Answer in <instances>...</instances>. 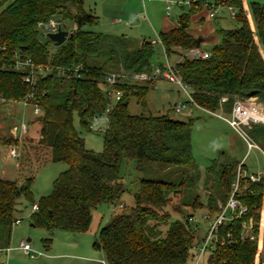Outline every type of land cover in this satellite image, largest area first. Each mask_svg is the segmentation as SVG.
Masks as SVG:
<instances>
[{
  "label": "trees",
  "instance_id": "trees-1",
  "mask_svg": "<svg viewBox=\"0 0 264 264\" xmlns=\"http://www.w3.org/2000/svg\"><path fill=\"white\" fill-rule=\"evenodd\" d=\"M203 4L204 0L193 3L189 12L180 14L176 28L160 34L166 56H182L175 63V70L205 110L232 111L237 100L248 99L252 92L253 97L264 103V3L250 5L253 25L245 13L243 0H226L227 5L238 9L234 19L238 25L217 29L222 41L209 50L211 55L207 59L178 51L200 47L188 30L191 16L202 10ZM53 17L78 24V29L51 52L53 42L41 34L38 23ZM97 20L87 11L85 0H0V99L20 102L34 92L43 112L32 120L35 130L25 138L23 154L30 150L46 151L51 161L68 165L55 180L52 192L36 202L38 210L31 214L32 225L51 232L89 231L93 213L100 206L121 204L127 191L121 175L126 160H135L139 166L153 163L171 169L176 176L182 174L181 167H189L195 173L184 174L178 182L142 178L134 194V206L122 210L102 226L94 243L108 264H184L198 257L194 249L197 231L190 218L204 208L212 214L220 213L213 193L206 195V203L204 196H194L192 192L179 199L186 189H196L200 177L191 144L193 122L177 120L169 114L144 116L129 112L131 96L147 105L153 80L143 84L131 80L117 83L116 89L123 95L110 107L106 75L121 70L151 73L155 48L147 40L141 46L128 42L110 54L105 45L107 35L85 28L95 25ZM17 55L36 63L51 62L54 66L81 65V69L73 77L52 73L31 85L24 82L23 73L14 70ZM75 115L88 130L95 128L97 120L105 123L99 126L105 130L103 151L86 147L85 139L75 127ZM105 116L107 119H103ZM251 134L264 147V125H254ZM238 166L236 161L216 163L206 170L215 179L210 189L217 190L223 204L229 199ZM33 180V177L21 181L0 179V249L10 244L21 198L33 201ZM241 187L237 196L249 212L220 228L221 237L230 233L232 238L216 246L210 257L212 264H257L258 225L254 230L256 239L250 240L242 239V223L250 217L259 224L262 221L264 176L256 182L243 179ZM188 207L190 212L185 214ZM174 214L183 218L173 219Z\"/></svg>",
  "mask_w": 264,
  "mask_h": 264
},
{
  "label": "rangeland",
  "instance_id": "rangeland-1",
  "mask_svg": "<svg viewBox=\"0 0 264 264\" xmlns=\"http://www.w3.org/2000/svg\"><path fill=\"white\" fill-rule=\"evenodd\" d=\"M254 2L264 3V0H248V5ZM85 7L88 12L93 14L98 20L95 25H87L85 28L97 33L107 35L106 47L108 52L124 47L128 42L136 44L139 40L152 41L157 39V34L162 32L168 22L177 24L181 9L178 6L173 7L171 15H168L165 0H85ZM191 7L185 5V12H189ZM248 17L254 25L251 13ZM218 19L219 22H216ZM214 19V25L217 29L235 28L238 23L236 20L229 17V13L222 9L217 18ZM221 21V22H220ZM218 23V24H217ZM72 26L70 21H65L63 28ZM43 40H46L42 37ZM210 49L211 47H203L202 49ZM179 50V49H178ZM188 52L186 50H181ZM177 55H171L169 62L174 65L177 61ZM166 57L160 45H155L153 56V66L165 65ZM143 84V82H139ZM250 100L254 106H264V103L253 97ZM1 100V99H0ZM186 95L180 87L167 80L159 79L151 86L147 105H143L138 101L136 96H131L129 99V112L134 115H160L169 114L170 117L177 120H192L193 129L191 133V144L196 165L200 172V177L196 181V189H186L185 194L180 197L193 195H202L206 203V195L213 193L217 198L218 206L223 205L222 199L216 189L211 190L213 186L214 176H209L206 170L208 167L217 163V165L227 162H238L243 157L244 161L253 173L259 171L264 173V154L257 149L249 150L247 143L242 136L232 128V126L224 118L231 117V110H217L213 113H208L205 110L196 109L188 106L182 112H176L175 104L185 101ZM0 128H4L7 133L13 126H20L22 121L30 122L34 116L33 106L24 107L17 101L4 103L0 101ZM218 115H221L219 117ZM75 127L85 139L86 147L96 152L103 151L104 148V129H99V126H104L103 121H95V128L88 130L82 127L80 119L77 115L74 118ZM262 129V126L260 127ZM253 136V135H252ZM25 138V137H24ZM23 138V140H24ZM22 140V142H23ZM18 145V150L21 147ZM259 144V143H258ZM263 149L264 147L259 144ZM11 147V146H10ZM20 151V150H19ZM18 161V159H17ZM22 168L19 171L16 180H23L26 177H33L31 192L33 201L38 202L43 196L49 195L58 176L68 168L64 162H53L50 160V153L46 151L24 152L22 155ZM2 166V163H1ZM181 173L177 176L171 169L166 170L153 163H146L143 166L135 160H126L121 167V175L124 178L127 191L122 196L121 204L100 206L93 213V221L89 231L85 233H73L66 231H57L53 235L49 230L42 227L32 226L31 214L33 212V201L23 198L19 204L17 218L22 219V224L14 225L12 239L10 244V252L1 255L0 260L4 264H32L39 262V259H30L22 251L18 250V246L22 240L30 239L29 243L32 246V253L41 252L46 255L52 253L68 254L69 258L64 259L63 264H97L98 260L105 259V255L95 248L94 243L98 238L99 229L107 225L117 214L126 208H130L135 204L134 194L139 190L140 180L142 178L167 181H181L184 174L195 173V170L189 167H181ZM255 171V172H254ZM188 173V174H189ZM176 200V201H179ZM185 209V214L190 211ZM174 213V212H173ZM214 217L216 214L210 213L206 208L196 211L193 219V225L197 228V238L199 246H202L203 239L208 232L210 219L205 216ZM183 218L177 214L173 215V219ZM53 238V243L52 242ZM196 242V243H197ZM260 249L264 252V212L260 226ZM209 253H206L201 264H206L205 260ZM66 256V255H65ZM257 256V259H258ZM197 257H195L196 259ZM257 261V260H256ZM1 264V263H0Z\"/></svg>",
  "mask_w": 264,
  "mask_h": 264
},
{
  "label": "built area",
  "instance_id": "built-area-1",
  "mask_svg": "<svg viewBox=\"0 0 264 264\" xmlns=\"http://www.w3.org/2000/svg\"><path fill=\"white\" fill-rule=\"evenodd\" d=\"M203 0H165L166 9L168 15H171V11L173 7L179 5H187L191 7L193 3L201 2ZM204 8L208 11V16L211 19H215L218 13L222 9H226L229 13L230 18L235 19L238 9L234 6H229L226 4V0H204ZM245 13L249 15V11L245 9ZM59 18H50L48 20H43L38 23V27L41 31V34L48 38L49 33H56L60 29L69 31V34L72 35V32L78 29V24H72V26H68L66 29L63 28L64 22H58ZM49 39V38H48ZM55 45L53 43V47L51 48V52H54ZM188 54L194 58L207 59L210 57V52L201 50L199 48H193L189 50ZM14 70L20 73H23L24 82L34 85L36 80L40 77H45L49 74H57L58 76L64 77H73V75L77 74L81 69V65H76L74 67H65V66H54L51 62L44 63H36L31 58H22L17 55L14 60ZM157 77H162L165 80L177 84L180 89L185 93L186 100L175 104V111L182 112L187 109L188 106H192L196 109H201L197 102L195 101L190 86L183 81L181 76L175 70V65H171L168 59L166 60V64L162 67L155 66L153 68L152 73L142 72V73H129L124 70L121 72H111L106 75V85H107V96L111 99L110 107L112 104L121 99L123 92L120 89H116V85L119 82H123L124 80H131L133 82L139 83L147 80H154ZM6 101L4 99H1ZM250 100H254L252 98H248L246 100H237L233 107L231 117L227 118V122L232 126L234 130H236L242 138L247 143L248 149H258L263 151V149L259 146V144L252 137L251 130L254 125H264V106H254V104L250 103ZM223 101H227L226 98H223ZM6 102H14L15 101H6ZM21 103L24 107L33 106L34 108V116L30 122L22 121L20 126H14L11 129V133L15 140L22 142L23 138L29 134L30 127L33 126L32 120L36 117H39L43 109L39 104L37 97L34 92L28 93L26 97L18 102ZM110 107H108L107 111H110ZM208 113H213L212 111L205 110ZM222 118L221 115H218ZM96 118V117H95ZM103 119H107L105 116ZM225 119V118H224ZM101 130L102 128L99 127ZM10 155L13 158H19L20 153L18 151V144H13L10 148ZM264 176L263 172L259 173H249L248 171L243 169L242 163L238 166V174L236 180L232 183V189L229 196L228 201L220 205V213L211 217L210 215H206L207 219H210V225L208 228V232L203 239L202 246H199V243H196L194 249L198 252V261L206 254L213 253L216 246L221 243L225 244L226 240L231 239L232 235L229 233L225 237H221L220 228L226 225L228 222H231L235 219L241 218L249 212L248 206H246L239 198L238 194L241 193L242 187L241 183L243 179L250 180L251 182H256ZM247 186H244V189ZM122 207V206H121ZM38 210V205H33V212ZM193 217L190 218V221L193 222ZM22 223L21 218H17L14 222V225H19ZM258 225V229L260 231V224L255 221L253 217H250L247 221L242 223V239H250L255 240V226ZM196 228V227H195ZM197 231V228H196ZM23 249L29 253L31 250V244L29 242L24 241L22 243ZM262 253V252H261ZM33 257V255H31ZM98 264H108L106 258L100 260ZM257 264H264L263 255L259 254L257 259Z\"/></svg>",
  "mask_w": 264,
  "mask_h": 264
},
{
  "label": "crops",
  "instance_id": "crops-1",
  "mask_svg": "<svg viewBox=\"0 0 264 264\" xmlns=\"http://www.w3.org/2000/svg\"><path fill=\"white\" fill-rule=\"evenodd\" d=\"M243 3H244V8L246 10L250 11V7L248 5V0H243ZM178 7L181 9V13L185 9V6H183V5H179ZM213 21H214V19L209 18L207 9L206 8H203L202 10L198 11L197 13H195L194 15L191 16V26H190V28L188 30L189 33L199 42L200 47H197V48H199L201 50H204V51H208V52H210L209 50L212 47H214L216 45H219L221 43V41H222V38H221L220 34L217 32V28L213 24L214 23ZM216 22H219L218 19H216ZM177 26H178V22L175 25L173 23H171V22H168L167 25H166V27L164 29H162V32L161 33H164V32H167V31H169L171 29H174ZM160 34H157V39L156 40H152L150 42L152 43V45L154 46V48H155V45H160L161 48H162V50L164 51V49H163V47H162V45L160 43ZM144 41L145 40H143V39L142 40H139L135 44V46H141ZM202 46L203 47H208L209 46L211 48L210 49H205V48L202 49ZM178 51L180 53H183V54L187 55V56H190L188 54L189 51L188 52H183V51H181V49H179ZM164 54H165V51H164ZM174 55H177V54H174ZM165 57H166V60L168 59V61H169V57H167L166 54H165ZM177 57H178V59H177L176 63L179 62L180 60H182V56L177 55ZM159 66L162 67L163 65H159ZM154 67L155 66H153V68ZM159 79L160 80L161 79L164 80V78H162V77H157L153 81L156 82V80H159ZM143 82H145V81H143ZM0 101H1L2 104L8 103V102L3 101V100H0ZM2 106L3 105H0V107H2ZM226 119L227 118H225V120ZM11 129L8 130L9 133H7L4 128L3 129L0 128V139H1V142H0V179L14 181V180L17 179L16 177L18 176L19 171L21 169V164H22L21 160H22V155H23V148H24V145H25V138L27 136H30L34 132L35 127L34 126H31L30 127V130H29V134L24 138V140H23V142L21 144V147L19 149L20 151L18 150L19 153H20V156L18 158V161H17V158H13L10 155V148H11L10 146H12L13 144H16V140L14 139V137H13V135L11 133ZM9 140H11L13 142H11V144L10 143L7 144V141H9ZM19 143H21V142H19ZM19 143H18V145H19ZM244 159H245V157H243L240 161H238L239 162V165L242 163L244 170L248 171L249 173H253L252 172L253 170H250L249 167H247L246 163L243 162ZM1 163H2V166H1ZM259 172H261V171H259ZM259 172H257V173H259ZM22 199L23 198H21L20 203H21ZM13 229H14V226H13ZM13 229H12V233H13ZM100 229H99V232H100ZM99 232H98V235H99ZM51 233L53 235H55L57 233V231L56 232H51ZM11 237H12V234H11ZM24 241L25 240H22L20 242V244L18 246V250L22 251L30 259H33V260L36 259V258L39 259V262H35V263H32V264H63V262H64L63 260L69 258V255L68 254H62V255H60L59 253H52V255H46V254H43L41 252H37L36 254H34V253H32V246H31L30 252L27 253L23 249V247H22V243ZM29 241H30V239L28 238L26 240V242H29ZM51 243H53V238H52V242ZM10 244H11V240H10ZM10 244H9L8 247L3 248V249H0L1 255L4 254L5 252L6 253H9L10 252ZM211 254L212 253H209V255H207L206 260H205L206 264H212L211 261H210ZM31 255H33V257ZM203 257L199 261L197 260L198 257L196 259H195V257H193V258H191L190 260H188L184 264H201V260L203 259ZM99 261L100 260L97 261V264H98ZM0 263L1 264H4L1 260H0ZM9 264H10V262H9Z\"/></svg>",
  "mask_w": 264,
  "mask_h": 264
},
{
  "label": "water",
  "instance_id": "water-1",
  "mask_svg": "<svg viewBox=\"0 0 264 264\" xmlns=\"http://www.w3.org/2000/svg\"><path fill=\"white\" fill-rule=\"evenodd\" d=\"M57 21L61 22V19H57ZM70 36L72 35L69 34V31L63 30V29H60L56 33L48 34L49 40L52 41L56 47L63 45L67 41L68 37ZM253 96H254L253 92L249 94L250 98H252Z\"/></svg>",
  "mask_w": 264,
  "mask_h": 264
}]
</instances>
